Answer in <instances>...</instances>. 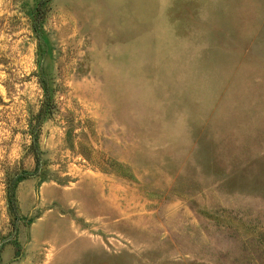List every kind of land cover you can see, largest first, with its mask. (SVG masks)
<instances>
[{
  "label": "rangeland",
  "instance_id": "374dc122",
  "mask_svg": "<svg viewBox=\"0 0 264 264\" xmlns=\"http://www.w3.org/2000/svg\"><path fill=\"white\" fill-rule=\"evenodd\" d=\"M0 264H264V0H0Z\"/></svg>",
  "mask_w": 264,
  "mask_h": 264
},
{
  "label": "trees",
  "instance_id": "16d2710c",
  "mask_svg": "<svg viewBox=\"0 0 264 264\" xmlns=\"http://www.w3.org/2000/svg\"><path fill=\"white\" fill-rule=\"evenodd\" d=\"M43 81L44 80L41 79L42 87H43V90H44V100H43V104H44L43 113H44V112H50L51 108H50V95L48 94L47 88H46V86H45ZM39 127H40V121L37 122L36 124H32V127H31V135H32V139H33L32 140V144H31V148L36 151L37 156H39L38 146H37V138H38ZM9 186H10V184H8V187ZM11 195H12V193H11Z\"/></svg>",
  "mask_w": 264,
  "mask_h": 264
}]
</instances>
